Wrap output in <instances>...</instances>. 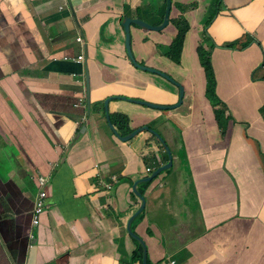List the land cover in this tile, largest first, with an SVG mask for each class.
<instances>
[{
  "label": "crops",
  "instance_id": "crops-1",
  "mask_svg": "<svg viewBox=\"0 0 264 264\" xmlns=\"http://www.w3.org/2000/svg\"><path fill=\"white\" fill-rule=\"evenodd\" d=\"M215 1H172L171 17L180 12L174 7L180 2L190 7L186 15L193 25L183 49V65H187L189 72L182 69L189 78L188 82L184 79L190 101L186 105L188 109L196 107L199 103L196 94L201 97L204 92L198 48L208 43L212 46L213 42L215 70L221 81L229 82L228 88L219 91L231 106L246 108L238 119L244 131L249 130V135L264 150V0H224V7L216 6ZM164 5L165 0H0V178L5 182H0V264H122L127 261L124 250L131 252L136 248L128 233L122 236L133 207L122 205L123 216H110L102 211L104 198L97 197V213L88 208V201L76 191L80 186L83 193L89 190L95 169L80 166L71 170L75 162L64 160V155L70 153L75 157L89 151L91 159L101 161L113 175L119 173L116 168L121 155L129 164L120 173L126 180L132 172L141 171L135 168L143 163L140 155L147 154L149 148L143 145L138 150V138L124 142L118 139L109 125L108 114L133 110L141 114L142 109L134 107L125 97L160 101L153 90L164 82L132 64L126 54L120 17L135 18L136 9H151L147 21L156 24ZM204 22L210 24L208 29L204 28ZM79 34L84 37L82 42L77 40ZM175 34L171 21L161 31L144 32L131 26L135 59L155 65L157 43L169 45ZM229 42L239 47L229 48ZM81 53L89 58L84 63L74 62L72 58ZM64 55L70 58L64 59ZM86 78L92 96L105 99L109 108L107 113L103 106L93 108L101 114L94 119L101 128L91 124L82 129V110L74 106L80 95L87 92ZM233 111L236 112L234 108ZM210 115L213 116L211 109ZM245 122L251 123L248 129ZM201 126L196 131L199 147L189 155L193 160L201 157L197 166L203 168L207 181L215 186L225 184L221 164H213V156L206 152L209 134ZM253 126L257 135L253 134ZM242 134L239 123L231 137L226 165L244 181L243 195L248 201L244 207L248 206L253 215L231 219L219 230L209 226V230L195 234L194 223L202 222V213L205 219L213 218V225L222 224L214 220L220 213L218 201L216 208L203 211L195 201L188 204L184 198L180 199L186 204L187 218L180 217L181 223L170 227L151 221V217H170L169 201H179L181 197L169 193L172 190H187L185 199L193 200L194 195H189L190 188L187 189L190 184L178 181L168 191L153 189L147 201V214L136 229L144 238L153 263L172 258L176 264H264V203L260 207L253 204V182L243 176L253 166V153ZM142 143L143 139L139 141ZM174 169L177 170L176 164ZM39 172L48 175L45 188L51 196L49 202L54 197L59 208L56 205L58 210L45 216L42 226L34 229L29 222L30 212L32 198L39 188L32 177ZM71 174L77 189L73 182L70 185ZM128 181L119 188L124 200H129L132 192L133 184ZM225 185L220 195L227 212L222 216L235 217L233 205L237 201L242 214L241 188L231 178ZM239 192L240 196L235 197L234 193ZM64 220L69 221L71 234L60 232ZM28 233L31 239L37 236L34 249L32 242L28 247ZM130 258L133 264H141L135 254Z\"/></svg>",
  "mask_w": 264,
  "mask_h": 264
},
{
  "label": "clouds",
  "instance_id": "clouds-1",
  "mask_svg": "<svg viewBox=\"0 0 264 264\" xmlns=\"http://www.w3.org/2000/svg\"><path fill=\"white\" fill-rule=\"evenodd\" d=\"M172 1L173 0H171V5H172V9H174ZM176 4H181V3L180 2L175 3L174 7ZM193 4H196V3H193ZM214 4L216 6L224 7V0H216L214 2ZM165 5L167 7V0H165ZM172 9H171V13H172ZM188 10H190V9H188ZM188 10H186L185 12H182L181 10H179L180 12L178 14H176L175 16H172V17H171V13H170L169 22L165 27H168L172 18H177L178 16L183 14L186 17V19L190 22L191 29H192L193 25L186 15ZM150 13H151V9L138 8L135 11V14H136L135 18H132L129 16L120 17V25H121V27L123 29V33H124V45H125V30H124V26L122 25V21L124 18H127L128 20L139 19L148 25L156 26V27H159L164 23L165 17L162 15V17L158 23L150 24L147 21V18L149 17ZM171 24L173 25V28L176 30V34H175L176 36H174L172 38L173 40L171 39L172 40L171 44H172V42L177 37L178 29L175 27V25L172 22H171ZM128 25H129V31H130V49H131V52H132L133 57L135 59L134 53L132 51V44H131V26H136L138 29H140L144 32L145 31L150 32V31H152V29H146V28L138 26L136 23H132V22H129ZM209 25L210 24L208 22H206V23L204 22V28L208 29ZM191 29L189 30V32L191 31ZM81 34L83 35L82 32H81ZM81 34H79L77 36V40L80 42H82L83 38H84L83 37L84 35L82 36ZM100 35H102V28H100ZM158 44H160V43H158ZM158 44L156 46H158ZM161 44H162L161 45L162 48H160V46L157 47L159 52H157L156 57H159L163 61V64H160V62H158L156 57H155L156 63H154L155 65L149 64L148 63L149 61H147V60H144V61H141V60L137 61V59H135V60L137 61V63H139L142 66V67L137 66L139 69H143L145 71H148L149 73H153V74L162 78L164 85H161V86L159 85V88L155 87V89L153 91L157 95L161 94L163 96V101H153V100H149V99L146 100V99L140 98V96L139 97L126 96L125 98L128 99L129 101H132L134 107H139V109H142V113L141 114H138V113L135 114L134 110L131 113H128L125 111H122V112L116 111V113H111L110 116L108 114L107 120L109 122L110 127L114 131L115 135L121 141H123V142L124 141H131V140H134L135 138H138V143H137L138 150H140V148H142L143 145L146 149L149 148V152L147 154L140 155L142 162L146 163V157L150 154H154L155 156L156 155L161 156L164 152H167L168 159L164 162L161 161V164L156 166V167L151 165L150 167H147L145 169H141V173L135 174L133 176L132 175L129 176L130 178L127 179V180H129L128 182H131L135 186V190L131 192V194L129 196V200H124L119 195V188L121 186V183L124 181H127L125 179L124 175L120 174L118 172L116 175H113V173L110 174V171L106 167L105 168L101 167L99 165L98 161L93 163V167L95 169V172L91 176V186L89 187V190H87L86 193H83L81 191V187L83 189V186H80V189H78V191H76V193L78 194L79 197H81V198L83 197L88 201V203L86 204L87 207L94 209L96 211V213L98 211L97 208L99 206V199L100 198H104L103 199L104 207H103L102 211L105 214L110 215V216H118V217L123 216V213L121 211L122 205H125V204L131 205L133 207V213L128 218L127 224L129 222V220L132 218V216H134L140 210V208L143 204L142 198H144L145 205H144L143 209L139 212V214L132 221L133 231L142 239L143 242L141 243L138 239L134 238L129 233V231L127 229V225H126V230L125 229L123 230L122 236H126V234L128 233V235L135 241L136 248L131 252H129L127 250V248L124 250V255H125L127 261H123L122 264H127L128 259L130 261L129 264H133L132 258H130L132 253L135 254L140 259L141 264H149V261L151 262V264H176L177 263V261L172 259V258L160 261L159 263H153L149 258L148 246H147L144 238L138 232H136V229L138 228L137 224L140 222V220L143 218V216L147 214V210H146L147 201L149 200V194L152 192V190L153 189H157V190L158 189H165L166 191H168L172 185L177 184V181H175V179L177 177L181 176L182 174H184L187 177V179H188L187 184H190L187 187V189L190 188L189 195H194V199L191 200L190 198H188L186 203L189 204V201H192V202L195 201L198 208L201 207L202 210L204 211V210L216 208L215 201L216 200L218 201L217 208L220 210V213H218L217 217L214 220L222 222V224L220 226L213 225V218H211V217H209L208 219H205V217L203 216V213H202V222L201 223H194V224L205 225V226L209 225L211 227H214L216 230H219L221 227H224L231 219L242 218V217H251L253 215L252 212L247 210V209H249L248 206L246 208L244 207V206H246V204L248 205V201L246 200L245 196L243 195V192H246L244 189V187H245L244 181L240 180L238 178V176L234 172H232L226 165V159H227V156L229 153V145H230L232 134H230V136L228 138V143H227L226 147H224V148L223 147H220V148L215 147V152H214V157H213L214 163L213 164H215V165L221 164V169L223 171H225L227 173V175L229 176V178H231L234 181V183L238 189L241 188L242 195L244 197V202H243V206H242V214L240 213L241 212L240 203H239V201H237V203H234V205H233L234 213L236 214L235 217L225 218L222 216L223 214H225L227 212V210L225 209L224 202L222 201L220 191L225 189L226 185L220 183V185L215 186V184L212 185L211 182L207 181L206 177L208 178V176L206 175V173L203 172V168L197 166L198 164L201 163V157L199 156L197 158H194V160H193V158H191L189 155V153L192 151H190L189 147H187L189 145L188 140L191 138H193L194 140H197L196 145H197V148L199 147L200 140L196 136V131H198V130L200 131V129L202 128V126L199 127L200 125H204L206 127L208 134L210 132H212L213 130L217 129L218 133H217V140H216L217 142L216 143L225 142V140H226V135H224L226 128L224 126L227 122L221 121L216 116V113L218 111L224 112L226 109H228V111L231 115V117L229 118L230 121L232 120V118L235 117V113H234V111L232 112V108H234V106H231V104L226 99V97H224L220 93V91H222L223 89L219 88V83L221 81L219 78V74L215 70L216 80H217L216 94H217L218 98L216 100H213L207 96V79L205 76V71H204V68L202 67V65L201 66L199 65V67L202 71L203 79L205 81V89H204L203 94L201 92V97H203V98L206 97L207 99H204V100H208L209 102H206V105L204 108H201L200 103H198L196 107H190L192 110L188 109L186 102H190V101L187 99V90H186V87L184 85L185 84L184 79H187V82H188L189 78L187 77L186 73L182 72V69H184L186 72H188L187 65L186 66L183 65V52L181 55L180 62L173 61L169 57L168 49H166V47L170 46L171 44H169V45H166L163 43H161ZM223 44H225V43H223ZM230 44H232V42H229L227 47H229ZM213 45H215V44L212 42V46ZM184 46H185V43H184ZM212 46L210 43H208L207 46L200 45V47L211 48V57H212V53H213ZM229 48L237 49L238 47L237 48L229 47ZM183 49H184V47H183ZM126 54H127V51H126ZM198 56H199V54H198ZM63 58L68 59L70 57H68L67 55H64ZM87 58H89V57L86 55V53H84V54L81 53L80 55L73 57L72 60L76 63H84ZM128 58L130 59V61L132 63L136 64V62L133 61L130 57H128ZM199 61H200V59H199ZM212 64H213V58H212ZM144 67L158 70L163 74L145 69ZM263 68H264V66H263ZM181 87H183V88L181 89ZM196 87H197V84H196ZM201 89H200V91H201ZM182 90H183V96H182ZM196 95H197L198 100L200 102L201 97L198 96V94H196ZM80 96L81 97L78 98V101L74 104V106L80 107L82 110V113H81V124L83 123L82 129L89 128V125H91V124L92 125L95 124L99 128H101L100 125L98 124L97 120H94L96 115L101 116V114L99 111H96L93 108L95 107L96 103L100 102L101 106L99 108L101 109V107L103 106L102 108H105L106 113H107L109 108H107V105L104 102L105 99H100L99 97H97V98L93 97L92 94L90 93V91H89V99L87 98V92H85V94L82 93ZM100 100H102V102ZM139 102H147L150 105H145V104H142ZM107 103H109V102H107ZM187 104H189V103H187ZM196 108H199L198 112L195 111ZM210 109L212 110L213 116L210 115ZM171 112H180L182 118H193L194 117L193 123L189 128V132H188L189 135H187V137H184L183 134L180 131H178V129L176 131L171 127L170 121H168V119L165 117ZM87 114L89 115V119H87L85 121V117ZM117 114L122 115L123 118L127 117L129 119V127H130L129 132H126L125 130H123V128L121 127L119 122L114 121L113 116L117 115ZM214 123H216V126ZM236 123L241 124L242 121L236 120ZM140 135H141V137H140ZM165 135H168V137ZM141 139H143V143L139 144V141ZM212 145H215V143ZM193 149H195V148H193ZM142 151H140V152H142ZM160 152H162V154H160ZM206 152H207V147H206ZM170 155L172 157L171 167H169L168 169H165V170H161L153 179L143 181V179L149 178L160 167H164L165 165H167L170 161V158H169ZM64 157H65L64 160L72 159L73 162H75L76 165L74 167H72V169L78 168L80 166L84 167L81 165V163H79V161H80L79 156L72 157L70 153H67L64 155ZM260 160L262 162L263 158H260ZM197 162H198V164H197ZM190 163H191V165H190ZM193 163H195V164H193ZM174 164H176L177 170L174 169ZM124 166H126V164H124ZM245 175H248V173L243 174V176H245ZM47 178H48V175L46 173H41V172H39L38 174H35V176L32 177V179L35 182V185H37V187L39 188L35 198H32L34 203H33L32 210L30 212V221L29 222L32 224L34 229H39L43 224L45 216L53 214L59 208V205L55 201L54 197H53L52 202L51 201L49 202L51 196H50V194H48L46 192V188H45ZM245 179H247V178H245ZM74 180L75 179H74L73 175L71 174L70 185L72 184V182ZM164 181H166V182H164ZM0 182L3 184L5 183L4 181H2L1 178H0ZM49 183H50V181H49ZM146 183H149V184L147 186H145ZM73 187H74V189H77V186L74 182H73ZM177 190H180V189H177ZM177 190H174V191H177ZM252 190H253V196L251 198V201L253 202V204L261 203V200H260L261 197L259 198V196H258V193H259L258 188L255 187V188H252ZM41 192H44L45 194L42 196ZM169 193L172 194L173 190L170 191ZM173 194H176V193H173ZM238 194L240 196V192L234 193V196L238 197ZM176 195H178V194H176ZM180 195H181V197L179 198V201L176 200L178 203H182L180 200V199H182V191H181ZM97 197H99V199H96ZM178 197H179V195H178ZM107 199H108V203H107ZM115 203H117V204H115ZM56 205L58 206V208L56 207ZM38 207H40L41 210H38ZM259 207H260V205H259ZM245 209L247 210V212H249V216L247 215ZM59 213L61 214V216L66 217V213H64L63 211L59 210ZM174 215L176 216L174 218L178 217L176 214H174ZM97 217L101 223V220H100V217L98 214H97ZM179 218H180V216H179ZM68 222H69L68 220H64L60 224V229H59L60 232L62 231L64 234H67V235L72 233V227H69L67 225ZM180 223H181V220H180ZM31 242L33 243L32 249H34L38 244V243H36L37 242V236H35L33 239H31L30 234L28 233V238H27L28 247H29ZM138 249H140V252H139V253H141L140 257L138 256Z\"/></svg>",
  "mask_w": 264,
  "mask_h": 264
},
{
  "label": "rangeland",
  "instance_id": "rangeland-1",
  "mask_svg": "<svg viewBox=\"0 0 264 264\" xmlns=\"http://www.w3.org/2000/svg\"><path fill=\"white\" fill-rule=\"evenodd\" d=\"M160 45H162L161 43L158 44L157 47H159ZM151 58V57H150ZM158 62L162 63L163 61L159 58V57H156ZM134 64L136 67L137 65L135 63H132ZM138 69V67H137ZM228 84L229 82L225 81L222 79V81H220L219 83V88L220 89H224V88H228ZM264 93V90L262 91ZM250 93V92H248ZM249 95H252L251 93ZM157 99L160 100V101H163V96L161 94H158L157 95ZM206 102H209L208 100H204V99H200V107L201 108H204L205 105H206ZM95 106H98L100 107L101 106V103L98 102L95 104ZM234 109H235V117L232 118V120L230 121V113L228 111V109H226L224 112L222 111H218L216 113V116L223 122H227L225 124V132H224V135H226V140L225 142H221V143H216L217 141V133L218 131L217 130H213L212 132L209 133V135L206 136V142H207V152L209 153V155L212 157H214V152H215V147L216 148H220V147H226L227 143H228V138L230 136V134H234L235 130H236V127H237V123H236V120H239L238 119V116L241 115V117L246 113V108L245 107H241L240 105H235L234 106ZM254 110L255 109H252V112L254 114ZM196 112L199 111V108H196L195 110ZM239 114V115H237ZM168 121H170V125L171 127L177 131H180L184 137H187L188 132H189V128L190 126L192 125L193 123V120H194V117L193 118H182L181 116V113L180 112H171L169 113L167 116H165ZM264 118V117H263ZM249 122H245L244 123V126H245V129L249 127ZM240 126L242 127V131H243V137L245 139H247V142L248 144L250 145L251 149H252V153H253V166L252 168L248 169V175H245L244 177L245 178H250L251 181L253 182L252 184V188H255L257 187L258 188V192H259V198L261 197V203H259V205H262L264 203V150L262 149V147L260 148V146L257 144L256 140L254 139V137L250 134L249 135V130H246V132L244 131V127H243V123L240 124ZM253 134L257 135V132H256V128L255 126H253ZM168 137V135H165ZM119 139V138H118ZM197 140H194L193 138L189 139L188 140V146L189 147V150L190 151H193L195 148V150H197ZM215 145H212L214 144ZM118 150H121V148H117V151ZM122 152V151H121ZM247 152V151H246ZM160 154H162V152H160ZM154 154H150L146 157V163H142V165H139L137 166L135 169L136 170H140V169H145L147 167H150L151 166V162L153 161V158H154ZM85 158L81 165L82 166H85V167H90V166H93V163H94V160H92L91 156H90V153L89 151H84L80 156H79V159L81 158ZM121 159L120 161L117 163V168L116 170L119 171V173L123 172V170L125 169L124 167V164H126L127 166L129 165L126 160L120 155ZM132 158V154H131V157H130V160ZM260 158H263V161L261 162L260 161ZM10 161L13 162L14 161V158L13 157H10ZM99 165L101 167H103V164L101 161H98ZM17 165L20 166V162H17ZM76 165V164H75ZM74 167V166H72ZM129 167V166H128ZM72 169V168H71ZM223 176H222V181L223 183H228L229 182V177L223 173V171L221 170ZM138 173H141V171H136V172H132L131 175H135V174H138ZM175 181H179V182H182L184 184H187L188 183V179L187 177L182 174L181 176L177 177L175 179ZM173 193H176L178 195L181 194V191L180 190H177V191H173ZM187 194V190H183L182 191V198H184V201L186 202L187 199H185V195ZM173 200V199H172ZM168 206H169V209H170V217H166V216H162V217H157V215L151 217V221L153 222H156L159 221L161 222L162 224L166 225L168 224V226L172 227L173 224H178L179 221H180V218L177 217V218H174L176 217L174 214L176 212H180L178 215L181 217V218H187V214H188V211L185 209L186 208V204L185 203H178L177 201H169L168 203ZM174 218V219H173ZM138 229V228H137ZM210 227L209 225L208 226H205V225H196L195 226V234H198V233H202V232H205L207 230H209Z\"/></svg>",
  "mask_w": 264,
  "mask_h": 264
},
{
  "label": "trees",
  "instance_id": "trees-1",
  "mask_svg": "<svg viewBox=\"0 0 264 264\" xmlns=\"http://www.w3.org/2000/svg\"><path fill=\"white\" fill-rule=\"evenodd\" d=\"M175 7L181 10L182 12H185L186 10L190 9L189 6H185L182 4H176ZM164 9L165 6H163L161 10L164 11ZM171 22L178 29V34L176 39L172 42L170 46L166 47V49H168L169 57L173 61L180 62L186 35L191 29V24L183 14L178 16L177 18H172ZM229 47L237 48L239 46H237L236 43H232L229 45ZM160 48H162L161 45ZM198 54H199L200 63L204 68L205 76L207 79V96L213 100H216L218 98L216 94L217 80H216L215 68L214 65L212 64L211 48L200 47L198 49ZM113 119L114 121L119 122L123 130H125L126 132L130 131L129 119L127 117L123 118L122 115L117 114L113 116ZM167 159H168V154L167 152H164L161 156L160 155L154 156L151 165L156 167L161 164V161L164 162ZM148 184L149 183H146L145 186H147ZM149 264H151L150 261Z\"/></svg>",
  "mask_w": 264,
  "mask_h": 264
},
{
  "label": "water",
  "instance_id": "water-1",
  "mask_svg": "<svg viewBox=\"0 0 264 264\" xmlns=\"http://www.w3.org/2000/svg\"><path fill=\"white\" fill-rule=\"evenodd\" d=\"M171 9H172V5H171V0H167V9H166V16H165V21L164 23L159 26V27H156V26H151V25H148L144 22H142L141 20L139 19H130L128 20L127 18H124L123 21H122V25L124 26V30H125V48H126V51H127V55L128 57H130L133 61L136 62L137 66L139 67H142L139 63H137V61L134 59L133 57V54L131 52V49H130V31H129V22H132V23H136L138 26H141V27H144L146 29H162L164 26H166L169 22V17H170V13H171ZM145 69H148V70H151V71H154V72H157V73H161L160 71L158 70H155V69H151V68H147V67H144ZM163 74V73H161ZM165 75V74H164ZM87 79V98L89 99V83H88V78ZM183 87H181L182 89ZM182 96H183V90H182ZM139 103H142V104H145V105H150L149 103L147 102H139ZM170 161L167 165H165L164 167H160L158 170H156L149 178H146V179H143V181L145 180H150V179H153L161 170H165V169H168L169 167H171L172 165V157L170 155ZM143 200V204L140 208V210L134 215L132 216V218L129 220L128 224H127V229L129 231V233L136 239H138L141 243L143 242L142 239L133 231L132 229V221L134 220V218L139 214V212L143 209L144 205H145V200L144 198H142ZM146 260V259H145Z\"/></svg>",
  "mask_w": 264,
  "mask_h": 264
},
{
  "label": "flooded vegetation",
  "instance_id": "flooded-vegetation-1",
  "mask_svg": "<svg viewBox=\"0 0 264 264\" xmlns=\"http://www.w3.org/2000/svg\"><path fill=\"white\" fill-rule=\"evenodd\" d=\"M166 5H165V9H164V11H162V14H163V16L165 17L166 16ZM135 16H136V14H135ZM140 252V249H138V256L140 257L141 256V253H139Z\"/></svg>",
  "mask_w": 264,
  "mask_h": 264
},
{
  "label": "bare ground",
  "instance_id": "bare-ground-1",
  "mask_svg": "<svg viewBox=\"0 0 264 264\" xmlns=\"http://www.w3.org/2000/svg\"><path fill=\"white\" fill-rule=\"evenodd\" d=\"M166 27L164 26L162 29H152V31H161V30H163V29H165ZM158 44V43H157ZM135 190V186L134 185H132V191H134Z\"/></svg>",
  "mask_w": 264,
  "mask_h": 264
},
{
  "label": "built area",
  "instance_id": "built-area-1",
  "mask_svg": "<svg viewBox=\"0 0 264 264\" xmlns=\"http://www.w3.org/2000/svg\"><path fill=\"white\" fill-rule=\"evenodd\" d=\"M45 193L44 192H41V195L43 196ZM38 210H41V208L40 207H38Z\"/></svg>",
  "mask_w": 264,
  "mask_h": 264
}]
</instances>
